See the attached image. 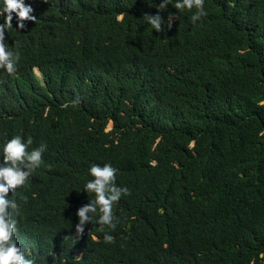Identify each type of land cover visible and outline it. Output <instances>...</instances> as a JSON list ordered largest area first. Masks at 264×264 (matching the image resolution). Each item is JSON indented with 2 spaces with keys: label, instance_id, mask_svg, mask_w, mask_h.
Wrapping results in <instances>:
<instances>
[{
  "label": "trees",
  "instance_id": "16d2710c",
  "mask_svg": "<svg viewBox=\"0 0 264 264\" xmlns=\"http://www.w3.org/2000/svg\"><path fill=\"white\" fill-rule=\"evenodd\" d=\"M24 2L36 20L20 29L13 13L5 29L20 60L0 69V163L14 136L47 145L17 190L26 258L264 264V0H204L196 23L177 0ZM169 13L161 32L144 18ZM92 164L130 192L104 228L112 243L99 224L76 233Z\"/></svg>",
  "mask_w": 264,
  "mask_h": 264
},
{
  "label": "clouds",
  "instance_id": "9594fccd",
  "mask_svg": "<svg viewBox=\"0 0 264 264\" xmlns=\"http://www.w3.org/2000/svg\"><path fill=\"white\" fill-rule=\"evenodd\" d=\"M169 4L170 0H162L159 11L167 8ZM174 7L178 10L195 9L191 16L193 23L206 15L204 0H177ZM33 11V8L26 5L24 0H4V6L0 8V15L7 13L5 23L0 25V69H5L9 75L17 71L20 54L18 51L8 50L5 44V29L12 27L13 13L19 18L18 27L23 29L25 27L23 21L36 20V17L31 15ZM144 18L156 32L163 31L162 25L165 24L168 29H171L174 20L177 19L172 13H169L167 21L160 14H145ZM73 103H79V98ZM32 144L31 137L24 142L23 138L17 135L7 140L3 146V160L0 163V264H33V260L26 258L24 251L14 238L17 225L16 220L13 219V214H20L17 190L25 186L33 171L41 166L43 153L47 149V145L42 143L39 147L29 150ZM116 173L117 169L111 164L90 166L89 174L93 179L86 183L84 191L92 194V198L88 204L81 206L77 211L79 223L76 225V233L78 236L83 235L85 225L88 223L99 224L102 232L105 227L113 231L116 229L118 218L114 215L113 207L122 196L130 194L127 187L117 186ZM9 193L12 194L11 198ZM104 241L112 243L114 237L104 232Z\"/></svg>",
  "mask_w": 264,
  "mask_h": 264
},
{
  "label": "rangeland",
  "instance_id": "374dc122",
  "mask_svg": "<svg viewBox=\"0 0 264 264\" xmlns=\"http://www.w3.org/2000/svg\"><path fill=\"white\" fill-rule=\"evenodd\" d=\"M35 70H37L36 72L38 73V75H40V72L38 71V69H37V68H35ZM109 126H111V124H110Z\"/></svg>",
  "mask_w": 264,
  "mask_h": 264
},
{
  "label": "bare ground",
  "instance_id": "6f19581e",
  "mask_svg": "<svg viewBox=\"0 0 264 264\" xmlns=\"http://www.w3.org/2000/svg\"><path fill=\"white\" fill-rule=\"evenodd\" d=\"M37 71V70H36Z\"/></svg>",
  "mask_w": 264,
  "mask_h": 264
}]
</instances>
